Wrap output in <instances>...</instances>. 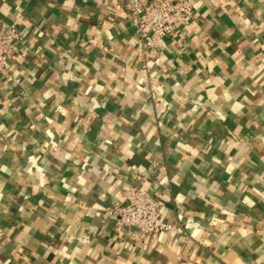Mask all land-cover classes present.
<instances>
[{
    "label": "crops",
    "instance_id": "obj_1",
    "mask_svg": "<svg viewBox=\"0 0 264 264\" xmlns=\"http://www.w3.org/2000/svg\"><path fill=\"white\" fill-rule=\"evenodd\" d=\"M140 68L121 0H0V264H264V0H191ZM185 234L106 213L135 173Z\"/></svg>",
    "mask_w": 264,
    "mask_h": 264
},
{
    "label": "built area",
    "instance_id": "obj_2",
    "mask_svg": "<svg viewBox=\"0 0 264 264\" xmlns=\"http://www.w3.org/2000/svg\"><path fill=\"white\" fill-rule=\"evenodd\" d=\"M134 28L140 68L147 71L149 61L159 57L161 39L169 38L180 44L182 34L194 21L195 8L191 0H121ZM26 28L16 23L0 25V72L9 74L15 81L11 62L27 58L31 51ZM145 178L135 173L132 182L119 186L115 199L106 213L114 220V230H129L138 239L158 232L185 234L181 224L165 220L157 196L140 187Z\"/></svg>",
    "mask_w": 264,
    "mask_h": 264
}]
</instances>
